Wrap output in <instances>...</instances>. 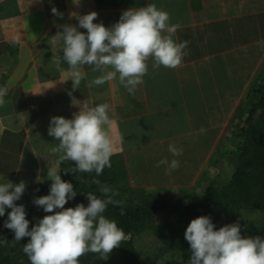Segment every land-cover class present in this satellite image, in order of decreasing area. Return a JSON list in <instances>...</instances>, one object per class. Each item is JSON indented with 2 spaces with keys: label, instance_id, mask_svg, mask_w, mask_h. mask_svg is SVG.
Here are the masks:
<instances>
[{
  "label": "crops",
  "instance_id": "crops-1",
  "mask_svg": "<svg viewBox=\"0 0 264 264\" xmlns=\"http://www.w3.org/2000/svg\"><path fill=\"white\" fill-rule=\"evenodd\" d=\"M131 2L121 0L117 8L98 9L95 0H0V87L8 88L0 106V179L30 181L36 186L52 183L46 170L59 166L60 154L51 152L59 143L48 135L51 118L71 119L85 103L89 107L108 103L113 123L105 127L113 142L112 156L122 157L132 186L172 189L196 185L224 122L219 117L215 120L220 114L215 107H222L223 99L228 104L231 98L230 93L224 98L219 92L216 103L213 91L230 88L207 79L201 82L200 73L224 74L230 58L246 55L248 42L262 47L264 0ZM148 4L168 12L171 24L181 25L174 39L189 42L181 65L153 69L149 59L148 73L135 96L119 83L118 76L88 87L101 73L84 66L85 78L73 90L72 81L54 63L59 57L60 67H69L62 59V45L53 46L52 37L64 25L86 33L79 28L77 17L90 12L97 13L94 23L110 28L125 10ZM52 8L62 16L54 15ZM227 110L220 108V117ZM201 128L206 132L202 134ZM169 144L183 154L174 157ZM162 159H177L180 166L166 174V166H155Z\"/></svg>",
  "mask_w": 264,
  "mask_h": 264
},
{
  "label": "clouds",
  "instance_id": "clouds-1",
  "mask_svg": "<svg viewBox=\"0 0 264 264\" xmlns=\"http://www.w3.org/2000/svg\"><path fill=\"white\" fill-rule=\"evenodd\" d=\"M52 13L62 16L56 8H52ZM77 19L79 28L86 29V33L79 31L77 26L64 25L63 31L51 39L53 46L62 45V59L69 67L67 70L61 68L59 57L54 63L57 70L72 81L73 90L78 89L85 78L81 69L90 66L93 72L101 75L93 78L88 87L103 85L118 76L119 83L135 96L148 73L149 59L153 61V69L161 66L175 69L187 55L185 49L189 42L174 39L181 25L171 24L169 13L155 4L125 10L110 28L93 22L97 19L94 11ZM7 93L6 86L0 87V106L4 105ZM109 112L108 103L94 107L85 103L71 119L51 118L48 135L59 141L51 152L60 154V161L75 163L70 172H94L99 176L105 167H112L113 142L108 128L113 121ZM200 132L203 134L206 129L201 128ZM168 151L174 157L183 154L174 144H169ZM162 165L166 166V174H170L179 168L180 162L162 159L155 166ZM47 177L52 181L49 194L34 199L33 203L52 214L39 219L31 230L25 207L16 204L26 189L25 182L0 184V216L5 215L6 208L11 209L4 227L14 232L16 241L30 238L23 247L30 264H79V258L89 252L105 259L128 238L115 220L104 215L109 204L123 205V201L113 198L119 194L117 191L102 185L100 191L104 198L89 192L87 206L80 203L65 208L77 194L72 183L62 180L56 167L48 168ZM121 215H124L123 208ZM214 229L209 216L190 221L184 233L191 249L188 264H264V239L260 236L243 237L238 222ZM0 243L6 244L7 240H0Z\"/></svg>",
  "mask_w": 264,
  "mask_h": 264
},
{
  "label": "trees",
  "instance_id": "trees-1",
  "mask_svg": "<svg viewBox=\"0 0 264 264\" xmlns=\"http://www.w3.org/2000/svg\"><path fill=\"white\" fill-rule=\"evenodd\" d=\"M121 0H95L98 9H114ZM252 96L245 112V125L240 128V143L233 151L234 170L224 183L216 181L207 185L202 194L184 195L170 198L161 192L149 193L142 188L130 186L124 161L120 155L111 156V168L105 167L97 176L93 173L70 172L75 163L65 160L61 164V179L72 183L76 196L69 200L65 208L83 203L88 205L86 194L91 192L98 198H104L100 188L106 185L119 194L113 197L123 201L122 206L109 204L105 217L115 220L126 235H138L147 230L159 241L165 250H175L187 261L191 259V249L184 233L190 221L199 216H209L218 228L219 221L239 223L243 237L260 236L264 239L263 222H245L240 219L244 212H259L264 216V63L259 73L258 82L250 90ZM99 181V184L96 181ZM51 184L34 188L29 197L36 199L48 195ZM26 195H22L17 205H23L29 230L39 219L52 213L33 202L25 204ZM123 208L124 215H121ZM11 209H5L0 216V264H30L23 247L29 237L16 241L14 232L4 227ZM163 216L160 222L159 217ZM79 264H156L154 258L139 252L131 239L125 240L108 257L101 259L99 254L87 253L79 258Z\"/></svg>",
  "mask_w": 264,
  "mask_h": 264
},
{
  "label": "rangeland",
  "instance_id": "rangeland-1",
  "mask_svg": "<svg viewBox=\"0 0 264 264\" xmlns=\"http://www.w3.org/2000/svg\"><path fill=\"white\" fill-rule=\"evenodd\" d=\"M124 1V0H122ZM131 1H142V0H127V4H131ZM253 48H252V47ZM262 49V50H260ZM244 53V52H243ZM264 63V41L262 42V47H254V44L247 43V52L245 56L232 57L230 58V68L225 69L224 74L220 73H200L199 80L207 79L209 83L213 84H224L228 85L230 89L225 90H214L215 102L217 103V96L220 92L224 94V98L230 93L229 103L227 104L226 99L224 100V105L220 108H225L227 112L224 111V117H220L221 111L218 106H216V111L220 114H216V118L219 117V121L224 120L220 125L222 129L220 131V136L215 139V148L207 164L199 175V179L196 185L191 187H173L172 189H155V188H144L139 186H130L134 188H142L149 193L161 192L165 196L170 198H181L184 195L190 194H202L207 187L213 181L224 183L227 181L234 170V159L233 151H235L237 145L240 143L239 131L242 126L245 125L246 115L245 112L248 110V102L252 96H250V90L258 82L259 73L261 72ZM222 99H219V101ZM218 105V104H216ZM215 111V112H216ZM230 113L229 119L227 114ZM221 119V120H220ZM218 124L217 122L215 123ZM217 133V131H216ZM114 156V155H113ZM64 161H60L59 175L61 170V164ZM48 170H46L47 173ZM8 181L18 184L20 182H14L8 179H0V184L7 183ZM26 189L24 191L25 204L30 205L34 201L32 197H29L30 192L37 186L34 182H25ZM51 184V183H46ZM45 185V184H44ZM41 186V185H40ZM113 189V187H110ZM240 219L245 222H263L264 216L259 212H244L241 214ZM163 220V216L159 217V221ZM231 224L229 221H219L217 230L224 226ZM242 235V234H241ZM134 243L135 248L145 256H149L155 259L156 264H188V261L175 250H165L159 241L153 236L152 232L147 230L138 235H126ZM243 236V235H242Z\"/></svg>",
  "mask_w": 264,
  "mask_h": 264
}]
</instances>
